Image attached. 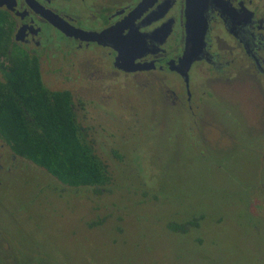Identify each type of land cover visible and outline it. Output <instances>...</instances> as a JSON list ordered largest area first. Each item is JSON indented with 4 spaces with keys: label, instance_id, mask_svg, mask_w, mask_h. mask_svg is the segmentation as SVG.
<instances>
[{
    "label": "rangeland",
    "instance_id": "obj_1",
    "mask_svg": "<svg viewBox=\"0 0 264 264\" xmlns=\"http://www.w3.org/2000/svg\"><path fill=\"white\" fill-rule=\"evenodd\" d=\"M57 53L44 82L72 91L76 120L111 181L100 192L70 187L0 154V264H264V171L254 176L264 149L233 152L223 122L238 108L254 141L264 137V88L254 72L212 71L198 89L205 100L181 116L172 114L169 89L184 93L173 72L90 78L91 64L61 72ZM202 139L203 159L186 155L204 151ZM190 220L199 223L187 233L170 226Z\"/></svg>",
    "mask_w": 264,
    "mask_h": 264
},
{
    "label": "flooded vegetation",
    "instance_id": "obj_2",
    "mask_svg": "<svg viewBox=\"0 0 264 264\" xmlns=\"http://www.w3.org/2000/svg\"><path fill=\"white\" fill-rule=\"evenodd\" d=\"M141 2L0 0V81L4 80L5 72L10 69L14 59L21 58L37 63L40 78L47 86L44 82L45 62L59 55V51L63 61L59 67L61 72L68 70L81 74L82 64H91L90 78H109L106 75L111 73L120 79L173 72L179 84L183 85L184 93L180 98L176 91L169 89L171 103L177 104L172 114L181 112V116L189 109L193 112L192 101L200 104L205 100L203 91L200 94L198 89L211 79L212 71L230 77L235 75V70L237 73L245 71L240 75L254 72L250 75L264 88V0H155L136 10ZM191 12L197 16L194 21L198 27L193 28L190 39L186 23L187 14ZM51 13L60 17L56 24L48 19L52 18ZM77 29L96 33L109 29L110 32L98 41L82 38ZM127 39L128 45L123 47V41ZM187 39L197 48V52L185 77L173 68L178 65L179 57L189 43ZM57 40L63 43L57 45ZM118 48H121V53ZM205 69L210 72L204 73ZM70 93L73 100L72 91ZM178 103L182 106H178ZM239 111L236 108L233 117L227 110V121H223L229 122L233 129L232 151L248 152L249 144H259L264 149V137L254 141L246 121L238 115ZM185 123L190 129L192 122H181L183 125ZM172 127L171 130H180L177 126ZM244 133L249 137L239 141L240 134ZM176 137L174 135L172 138ZM200 144H203L204 151L198 154L185 151L186 155L203 159L209 145L203 139L201 143L198 142L199 147ZM188 145L193 144L189 142ZM0 154L14 162L17 158L24 159L13 154L1 137ZM230 158L233 161L235 154L231 153ZM263 165L264 161L254 176L264 171ZM0 169H3L2 164Z\"/></svg>",
    "mask_w": 264,
    "mask_h": 264
},
{
    "label": "trees",
    "instance_id": "obj_3",
    "mask_svg": "<svg viewBox=\"0 0 264 264\" xmlns=\"http://www.w3.org/2000/svg\"><path fill=\"white\" fill-rule=\"evenodd\" d=\"M84 134L70 91L45 86L35 61L14 59L0 81V137L12 153L43 168L63 185L100 192L111 175ZM198 223L190 220L170 226L187 233Z\"/></svg>",
    "mask_w": 264,
    "mask_h": 264
},
{
    "label": "water",
    "instance_id": "obj_4",
    "mask_svg": "<svg viewBox=\"0 0 264 264\" xmlns=\"http://www.w3.org/2000/svg\"><path fill=\"white\" fill-rule=\"evenodd\" d=\"M152 1H155V0H142V2L137 6L136 10L139 9L140 6L142 5H146V4H149L151 3ZM190 8H192V5H190ZM51 16L52 18H48L53 24H56L55 21L58 20L59 18L56 16V15H53L51 13ZM197 16L194 14V12H191L189 14H187V23H186V26H187V31L190 35V39L192 37V31H193V28L194 27H198V23L195 22V18ZM58 18V19H57ZM202 28L204 27V22H203V25L201 26ZM80 34H81V37L84 38V39H92V40H98L100 41L101 39H103L104 37H106L108 35V33L110 32L109 29L108 30H104L100 33H96V32H90V31H83L81 29H77ZM187 41H189V39H187ZM187 46L182 54L181 57H179V62H178V65H176L173 69H175L177 72H179L182 76H185L187 77V71H188V68H189V65L191 64L192 62V58L194 56H196V52H197V48L194 47L192 45V42L189 41V43L187 42ZM128 45V39L126 41H123V47L124 46H127ZM119 53H121V48H118L117 49ZM119 61V58L117 59V62ZM116 62V64H117Z\"/></svg>",
    "mask_w": 264,
    "mask_h": 264
}]
</instances>
